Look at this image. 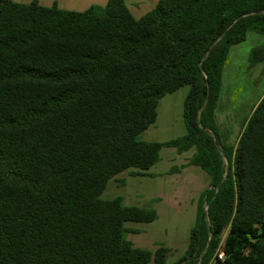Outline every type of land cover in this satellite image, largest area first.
I'll return each instance as SVG.
<instances>
[{
    "label": "trees",
    "instance_id": "obj_1",
    "mask_svg": "<svg viewBox=\"0 0 264 264\" xmlns=\"http://www.w3.org/2000/svg\"><path fill=\"white\" fill-rule=\"evenodd\" d=\"M127 1L74 12L0 0V264H209L217 250L264 264V96L236 146L216 123L230 50L264 35V0H160L140 19ZM250 62H264V43ZM185 86L186 134L141 140ZM164 147L195 149L188 165L211 180L174 263L127 239L126 224L156 221L155 209L101 199Z\"/></svg>",
    "mask_w": 264,
    "mask_h": 264
},
{
    "label": "rangeland",
    "instance_id": "obj_2",
    "mask_svg": "<svg viewBox=\"0 0 264 264\" xmlns=\"http://www.w3.org/2000/svg\"><path fill=\"white\" fill-rule=\"evenodd\" d=\"M81 7L75 5L67 9L78 12ZM260 36L250 35L247 42L234 47L223 73L221 101L217 109L219 131L222 141L231 146L237 145L254 107L264 96V64L254 65L250 62L251 52L262 45ZM189 90L190 87L185 86L160 101L158 119L141 135V140L164 143L186 134L183 112ZM194 153L195 149H192L179 155L175 148L164 147L160 161L149 172L131 175L130 172L136 170L126 171L111 180L101 196L103 200L122 197L127 206L155 209L158 213L156 221L126 224L132 231L127 234V239L135 247L152 252L160 246L168 248L169 263L178 262L184 257L191 230L197 221L200 196L211 188L210 176L201 167L188 165ZM224 160L228 167L227 159ZM156 166L157 169H154ZM178 170L180 172H176ZM228 232L229 229L225 235ZM209 264H226L222 250L213 254Z\"/></svg>",
    "mask_w": 264,
    "mask_h": 264
},
{
    "label": "crops",
    "instance_id": "obj_3",
    "mask_svg": "<svg viewBox=\"0 0 264 264\" xmlns=\"http://www.w3.org/2000/svg\"><path fill=\"white\" fill-rule=\"evenodd\" d=\"M14 1L16 3H20V4H29V3L33 2V1H38V3L41 6H44V7H51L54 4H57L60 9L68 10V11H74V12H77V10H72V9H67V8L74 7L75 5H82V7H81L82 9H80L78 12H83V11L87 10L88 8H90L93 5H99V6L104 7V6H106V4L108 3L109 0H14ZM159 1L160 0H128L126 3H127V6L129 8L130 12L132 13V15L136 19H140L144 15H146L147 13H149L150 11H152L156 7V5L158 4ZM250 35H254V37H258V35L260 36V34H256L254 32H249L248 33L247 40L250 38ZM260 37H261L260 38V40H261V43L260 44H263L264 43V35H262ZM247 40L245 42H247ZM237 46H239V45H237ZM234 47H236V46H233L231 48L227 61L229 60V57H230L231 52H232V49ZM226 64H227V62H226ZM261 64H264V62L263 63H259V65H261ZM225 67H226V65H225ZM224 70H225V68H224ZM220 101H221V96H220L219 102ZM219 102H218V106H219ZM158 107H159V105H158ZM217 109H218V107H217ZM217 111L218 110H216V123H217V126L219 128L218 112ZM158 116H159V114H158ZM157 119H158V117H157ZM245 126H246V124H245ZM245 126L243 127V130H244ZM179 155H181V154H179ZM160 156H161V154H160ZM157 167L158 166H156V168H154V169H157ZM186 167H188V166H186ZM176 172H180V170H178ZM180 175H181V173H180ZM147 250H149V249H147Z\"/></svg>",
    "mask_w": 264,
    "mask_h": 264
}]
</instances>
